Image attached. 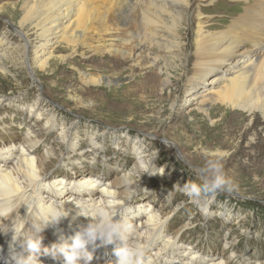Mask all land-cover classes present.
Masks as SVG:
<instances>
[{
	"label": "rangeland",
	"instance_id": "rangeland-1",
	"mask_svg": "<svg viewBox=\"0 0 264 264\" xmlns=\"http://www.w3.org/2000/svg\"><path fill=\"white\" fill-rule=\"evenodd\" d=\"M25 1L0 0V50L6 56L0 60V166L13 164L11 158L28 133L37 145L31 151L35 161L43 165L50 159L40 180L64 178L61 198L76 194L86 203L96 200L98 195L77 188L75 181L81 178L118 194L117 214L131 225L129 245L138 230L145 231L143 212L149 210L164 222V236L152 252L165 237H175L180 248L164 264L188 261L194 253L204 262L264 264V119L259 112L248 115L220 105L211 106L208 114L197 105H184V98L209 86L207 81L229 75L224 72L228 65H222L199 82L188 83L195 73L197 26L202 25L206 35L224 30L242 13L245 1L186 0V10L177 11V31L169 30L168 19L160 46L144 43L141 56L137 52L124 62L109 53L118 43L109 34L100 39L93 31L85 43L98 47L99 54L61 43L53 49L48 67L35 70L32 77L23 62L32 58L35 37L26 27L30 38L25 54L16 32ZM109 20L111 29L123 30L120 22ZM261 38L264 35L256 43L264 42ZM251 47L245 41L240 50ZM156 57L161 58L157 65ZM83 73L112 83L85 85ZM165 78L168 84L162 87ZM69 142L76 144L74 150ZM139 149L141 169L136 168ZM209 160L221 167L233 190L219 194L204 213L174 185L199 183L197 173Z\"/></svg>",
	"mask_w": 264,
	"mask_h": 264
},
{
	"label": "bare ground",
	"instance_id": "bare-ground-1",
	"mask_svg": "<svg viewBox=\"0 0 264 264\" xmlns=\"http://www.w3.org/2000/svg\"><path fill=\"white\" fill-rule=\"evenodd\" d=\"M244 1L242 13L231 20L224 30L206 35L202 25L197 26L194 51L195 73L191 79H188V83L197 80L199 82L222 65H228L224 72L229 75L207 81L209 86L201 89L197 96L189 95L184 98L185 106L197 105L201 113L208 114L211 106L220 105L248 115L259 112L264 119V50L260 49L261 43L264 42L256 43L257 37L264 35V0H252V3L249 0ZM94 2L97 5H93ZM187 5L186 0H26L22 7L24 16L16 32L21 38V46L25 54L27 53L26 44L30 38L28 32L24 31L26 27L32 31L36 45L31 50L32 58L29 63L26 61L23 63L31 77L35 70L44 71L53 57V49L61 43H65L71 49L84 47L90 53L99 54L98 47H90L85 43L86 37L90 38L88 36L93 31L100 39L103 35L109 34L112 40L118 43L117 49L110 50L109 53L123 62L129 61L133 59L135 53L141 54L140 50L144 43L155 48L160 46L161 34L165 30L168 31L166 27L168 19L172 21V27L169 30L176 32L181 20L177 11L186 10ZM109 19L116 23L120 22L123 30L111 29L108 25ZM93 24L100 27H92ZM245 41L252 44L251 50H240ZM177 47L178 45H175L174 49ZM237 56L241 58H236ZM3 58H6L5 53L0 50V60ZM160 59L156 57L153 60L154 64L160 63ZM81 78L82 82L88 86H109L112 83L103 76H91L86 73L81 74ZM167 84L168 79L165 78L162 87ZM28 135L27 133L19 152L11 158L13 164L0 166V207L11 205L14 209L11 219L25 222L19 224L17 230L30 229L33 235L41 239L38 264H47L50 256L42 254L43 249L50 248L57 241H69L70 237L88 223V218L82 214L96 208H103L105 211L115 213L113 220L116 222L123 219L121 214H117L121 204L114 190L98 188L88 178L77 179L75 181L79 183L77 188H83L92 195H98L96 200L86 203L84 202L86 200L80 199L76 194H72L69 198H61L66 189L64 178L40 180L45 172L43 168L48 165L50 159L47 158L43 165H41L43 161L39 159L35 161L31 151L37 145L32 143ZM69 148L74 150L76 144L69 142ZM140 151L139 149L136 153L138 169L144 168L143 162H140V160L143 161V153ZM0 155V158H3L4 155L1 153ZM111 187L117 186L113 184ZM49 196H52V199L49 200ZM59 209H62L66 215L62 216L58 222H49L45 225L46 216L49 213L54 215ZM143 214L146 217L144 221L142 220L141 230L145 231L136 230V239L132 240L130 245H139L142 252L141 260L146 257L143 264H164L180 250L178 243L173 242L174 239L177 240L175 237H165L161 241L160 248L152 252L154 245L164 236V222L155 214H151L149 210ZM4 223L10 224V220ZM53 233L56 236L52 237ZM11 235V232L7 236L0 235V264H5L9 260ZM116 242L114 241L116 247L123 246L119 240ZM88 250L93 256L91 264H101L97 261L102 259V256L105 257L106 264H116L118 260L114 249L102 246L99 241ZM180 254L181 252L178 258L182 257ZM58 257L59 264H63V257ZM175 264L224 263L214 260L204 262L194 253L189 256L188 261H176Z\"/></svg>",
	"mask_w": 264,
	"mask_h": 264
},
{
	"label": "clouds",
	"instance_id": "clouds-1",
	"mask_svg": "<svg viewBox=\"0 0 264 264\" xmlns=\"http://www.w3.org/2000/svg\"><path fill=\"white\" fill-rule=\"evenodd\" d=\"M99 147V145H96ZM158 155V150L153 156ZM162 171V169H161ZM199 183L186 182L178 188L188 200L202 212L207 213L216 197L232 189V182L223 175L221 167L209 160L206 169L197 173ZM78 207V206H77ZM14 209L11 205L0 207V235H11L9 245V260L5 264H38V255L41 253V239L32 234L30 229L17 230L19 224H24L23 220L17 222L11 219ZM66 215L62 209L55 214L49 213L45 218V225L49 222H58ZM88 218V223L80 229L69 241L53 244L50 248H44L43 254L52 257H63V264H91L93 256L88 250L90 246H95L97 241L103 245L113 244L115 240L122 242L123 246L114 249L118 257L116 264H142L139 245H129L127 243V233L131 228L129 223L122 220L114 222V212L105 211L103 208H96L88 213L82 214ZM10 224L4 223L9 221ZM42 230V229H41ZM40 230V231H41ZM197 256L199 254H196ZM235 257V253L231 254Z\"/></svg>",
	"mask_w": 264,
	"mask_h": 264
}]
</instances>
